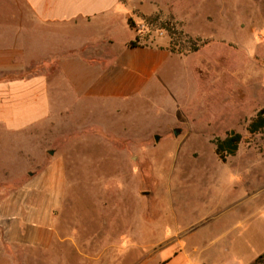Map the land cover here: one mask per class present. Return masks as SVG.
Here are the masks:
<instances>
[{
    "label": "rangeland",
    "instance_id": "1",
    "mask_svg": "<svg viewBox=\"0 0 264 264\" xmlns=\"http://www.w3.org/2000/svg\"><path fill=\"white\" fill-rule=\"evenodd\" d=\"M121 2L170 57L108 123L84 106L53 138L0 127V264H248L264 250V137L246 131L264 107V0ZM22 3L0 0V40L34 23ZM231 130L242 142L221 163L212 141ZM59 175L60 209L37 192ZM36 217L47 249L26 233Z\"/></svg>",
    "mask_w": 264,
    "mask_h": 264
},
{
    "label": "crops",
    "instance_id": "2",
    "mask_svg": "<svg viewBox=\"0 0 264 264\" xmlns=\"http://www.w3.org/2000/svg\"><path fill=\"white\" fill-rule=\"evenodd\" d=\"M21 1L34 23L11 29L9 42L0 40V127L11 134L52 128L53 138L61 127L58 123L84 106L92 115L90 123H108L124 105L141 102L147 85L170 57L166 49L128 46L136 33L128 24L131 11L121 0ZM1 31L0 27V35ZM61 179L49 178L48 185L37 190L56 191L59 209ZM49 200L47 195L43 198L44 203ZM50 222L47 217L32 218L42 226L26 232L32 240L37 234L43 249L54 236Z\"/></svg>",
    "mask_w": 264,
    "mask_h": 264
},
{
    "label": "trees",
    "instance_id": "3",
    "mask_svg": "<svg viewBox=\"0 0 264 264\" xmlns=\"http://www.w3.org/2000/svg\"><path fill=\"white\" fill-rule=\"evenodd\" d=\"M128 24L131 29H133L132 21L129 18ZM204 44V43H203ZM139 37L136 36L134 40L130 41L128 46L134 48L139 46ZM198 47H192V50H197ZM246 131L250 136L260 134L264 137V107L260 108L253 117L250 118L249 122L246 125ZM242 141V136L239 133L234 135L227 134L223 139L215 138L212 143L214 144V152L217 156V159L225 163L228 157L235 156L239 144ZM249 264H264V252H262L257 258Z\"/></svg>",
    "mask_w": 264,
    "mask_h": 264
},
{
    "label": "water",
    "instance_id": "4",
    "mask_svg": "<svg viewBox=\"0 0 264 264\" xmlns=\"http://www.w3.org/2000/svg\"><path fill=\"white\" fill-rule=\"evenodd\" d=\"M178 133H179L178 130H176V129L173 130V135H174V136H177ZM234 134H235V132H234L233 130H231V131H230V135L232 136V135H234ZM154 140H155L156 142H158V140H159V136L155 135V136H154Z\"/></svg>",
    "mask_w": 264,
    "mask_h": 264
}]
</instances>
